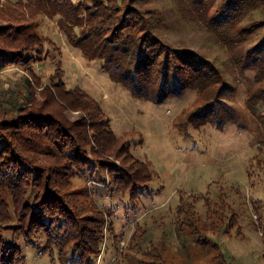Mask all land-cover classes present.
<instances>
[{
    "label": "rangeland",
    "instance_id": "1",
    "mask_svg": "<svg viewBox=\"0 0 264 264\" xmlns=\"http://www.w3.org/2000/svg\"><path fill=\"white\" fill-rule=\"evenodd\" d=\"M143 1L141 10L156 21L155 33L164 43L200 54L221 72L227 85L223 97L238 114L235 122L222 130L187 123L192 111L203 104L195 90L160 104L136 99L112 82L101 60L88 62L71 46L58 16L47 15L36 0H0V36L2 29H13L14 34L23 31L43 42L33 49L37 62L0 71V125L12 118L8 103L23 102L28 79L37 86L35 98L40 102L39 92L45 87H79L99 105L109 129L129 148L130 163L147 165L151 181L134 199L104 185L107 177L99 172L93 182L71 179L67 189L73 191L70 199L78 215H88L92 202L107 215L108 225L92 264H219L220 255L226 264H264V128L245 104L248 89L264 86V81L253 82L260 63L247 53L264 29L258 36L240 32L264 21V6L248 7L242 22L231 29L229 23L214 26L220 22L213 17L225 0ZM22 40L16 35L9 49L20 47ZM63 117L70 122L81 118L78 112ZM114 162L128 166L123 156ZM3 194L10 224H16L11 196L6 189ZM182 205L209 241L207 247L193 242L188 233L182 239L176 235L177 210ZM217 207L229 216L221 225L214 215ZM3 235L23 249L16 264H61L57 250L45 253L25 247L10 231ZM39 244L43 247L44 240ZM73 258L70 253L69 261Z\"/></svg>",
    "mask_w": 264,
    "mask_h": 264
},
{
    "label": "trees",
    "instance_id": "2",
    "mask_svg": "<svg viewBox=\"0 0 264 264\" xmlns=\"http://www.w3.org/2000/svg\"><path fill=\"white\" fill-rule=\"evenodd\" d=\"M36 1L47 15L60 18L58 25L74 49L88 62L101 60L112 82L136 99L160 104L186 90H195L203 104L192 111L187 123L222 130L238 118L236 109L223 97L227 85L221 72L200 54L179 51L164 43L155 33L156 21L146 18V11L141 10L145 1ZM259 6H264V0H225L213 17L220 22L214 26L229 23L232 29L233 24L242 22L248 7ZM261 22L240 32L258 36L264 29ZM6 30L2 29L0 36V71L10 65L23 68L37 62L32 57L33 49L42 47L43 42L23 31L14 34L13 29ZM16 35L23 39L22 44L9 49ZM257 39L258 43L247 52L260 63L253 82L264 81V33ZM25 87L28 91L23 102L15 99L8 103L12 118L0 125V264H16L22 259L23 249L7 242L3 235L6 231L21 238L25 247L45 253L57 250L61 264H92L100 251L103 228L108 225L107 215L91 201L93 205L86 210L91 213L80 217L70 199L73 191L67 189L71 179L93 182L94 174L99 172V176L107 177L104 185H112L115 191L134 199L140 188H147L150 172L145 163H130L133 158L129 148L109 129L101 108L84 90H67L63 84H56L39 92L40 102L35 98L37 86L31 80ZM152 89L157 93L153 94ZM245 104L264 128V86L248 89ZM66 112H78L81 118L70 122L63 117ZM120 156L128 166L115 164ZM4 189L15 206L16 224H10ZM183 209L184 205L177 210L176 235L182 239L188 233L193 242L207 247L204 233ZM214 213L220 225L227 222L229 216L224 215L222 207ZM40 240H44L43 247ZM70 253L74 254L71 262ZM216 259L226 264L223 256Z\"/></svg>",
    "mask_w": 264,
    "mask_h": 264
}]
</instances>
